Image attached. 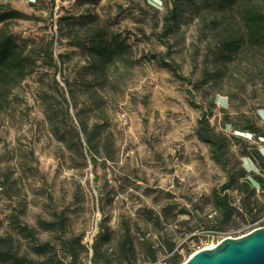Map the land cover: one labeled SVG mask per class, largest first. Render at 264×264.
Here are the masks:
<instances>
[{
  "label": "rangeland",
  "instance_id": "1",
  "mask_svg": "<svg viewBox=\"0 0 264 264\" xmlns=\"http://www.w3.org/2000/svg\"><path fill=\"white\" fill-rule=\"evenodd\" d=\"M171 2L15 0L3 8L24 17L8 20L0 29L38 52L33 73L0 108V238L10 237L20 253L32 246L19 234L25 225L59 249L61 235L42 232L41 220L62 219V238L86 257L85 264H91V246L101 227L109 235L101 250L112 259L130 231L134 264H153L144 241L156 251L157 264H169L175 255L182 264L222 239L264 227V173L241 156L243 146L264 149L258 140L264 136V51L256 61L237 55L221 81L203 83L202 72L214 67L219 28L210 23L211 13L203 23L192 10L167 26ZM96 28L122 49L106 72L87 76L97 86L98 104L89 123L101 118L107 135L94 165L84 137L80 135V148L72 129L86 118L77 116L85 94L72 80L82 74L81 67L91 66L81 46ZM52 40L57 73L43 53ZM161 59L176 64L183 79L163 67ZM65 78L71 80L73 98ZM60 88L72 119L57 120L65 145L52 135L45 116L44 98L55 114L61 116L65 109ZM205 119L227 139V170L197 136L199 121ZM233 125L249 127L252 134L233 139ZM244 170L263 179L254 194L240 179ZM227 172L239 180L224 189ZM215 194L226 198L230 216L216 208ZM246 204L250 213L242 208ZM147 210L160 218L161 227L146 219ZM167 240L174 243L170 253Z\"/></svg>",
  "mask_w": 264,
  "mask_h": 264
},
{
  "label": "trees",
  "instance_id": "2",
  "mask_svg": "<svg viewBox=\"0 0 264 264\" xmlns=\"http://www.w3.org/2000/svg\"><path fill=\"white\" fill-rule=\"evenodd\" d=\"M152 5V4H151ZM172 8L166 19L167 26L170 21L176 20L180 13L192 10L202 18V22L206 23V15L212 14L214 17L211 24L215 29L219 28L217 40V52L215 53L213 62V70H204L202 72L203 83L210 81H221L222 72L233 64L237 55H248L250 59L256 61V55L260 51H264V0H172ZM203 13V15H202ZM24 14L17 10H2L0 12V25L5 24L11 19H22ZM53 40L48 48L44 50L49 64L57 73L58 66L53 56ZM83 50L91 57L92 63L90 67L83 66L80 69L81 75L73 78L72 81H77L78 87L85 94V103L83 108L77 110V116L80 113L86 115L85 119L79 118V130L73 127L74 135L77 142L82 147L80 135L84 137L86 149L90 155L91 162L96 165V158L100 156V142L106 141L105 132L101 122V118L96 117V120L89 123L90 115L98 110V104L94 97H97L94 80H88L89 73L92 75L103 74L109 67L113 66L120 56L121 44L113 39H109L102 29L96 28L92 30L90 39L86 44L81 46ZM38 52L34 49H29L25 43L19 44L11 35L6 33L4 29H0V108L7 102L12 89L23 81L28 75L33 73L37 63ZM160 63L163 67L168 68L177 78L183 79L179 74V68L174 63L166 62L161 59ZM79 77V78H78ZM55 83L59 84L54 80ZM71 80L64 79L65 86L70 89L71 98L74 93L71 90ZM80 81V82H78ZM62 91V89L60 88ZM63 101L66 105L61 116L55 114L52 105L44 98L45 116L52 135L62 144H66L65 134L58 125L59 118L65 119L72 123L69 114V105L62 91ZM59 117V118H58ZM95 117V116H92ZM207 120L199 121V130L197 136L199 140L207 143L217 161L223 169L227 170L228 164L226 152L228 148L227 139L222 134L214 133L208 126ZM235 136L248 137L252 134L250 128H240L239 125L234 126ZM244 129H247L244 132ZM260 142L264 141V136L258 138ZM246 145V144H245ZM241 156L250 161L255 167L264 173V149L257 148L256 145L243 146ZM83 157V154H82ZM228 174V182L224 189H228L231 185L238 183L239 178ZM243 178L246 189L254 194L256 187L263 182L261 176L246 174V170L242 171L240 179ZM216 208L221 212L223 217H228L233 210L225 197L214 195ZM249 205H243L245 212L250 213ZM147 220L155 227H161L162 221L152 211L147 210ZM38 226L42 232L59 233L61 237L59 249L55 250L51 247L50 241H44L39 238L38 230L29 228L28 226H19V234L29 238L32 241V246L28 253H20L13 245L10 237L0 238V264H85L86 257L80 256L81 253L74 249L73 244L62 238L65 232V223L62 219L58 221L38 222ZM101 227L98 234L94 238L91 246L92 256L91 264H134V244L133 237L129 230L124 233L120 248L115 259L107 254V251H102L103 244L109 241V235L102 230ZM80 243V238L77 239ZM147 253L151 263L157 264L156 251L147 242L144 241ZM167 251L170 253L174 249V243L167 240L165 242ZM81 248H84L80 245ZM179 257L172 256L169 264H178Z\"/></svg>",
  "mask_w": 264,
  "mask_h": 264
},
{
  "label": "water",
  "instance_id": "3",
  "mask_svg": "<svg viewBox=\"0 0 264 264\" xmlns=\"http://www.w3.org/2000/svg\"><path fill=\"white\" fill-rule=\"evenodd\" d=\"M182 264H264V227L222 239L213 249H201Z\"/></svg>",
  "mask_w": 264,
  "mask_h": 264
},
{
  "label": "crops",
  "instance_id": "4",
  "mask_svg": "<svg viewBox=\"0 0 264 264\" xmlns=\"http://www.w3.org/2000/svg\"><path fill=\"white\" fill-rule=\"evenodd\" d=\"M13 1H15V0H0V9L3 10V8L5 7L6 4H11V3H13ZM28 1H30V0H28Z\"/></svg>",
  "mask_w": 264,
  "mask_h": 264
},
{
  "label": "bare ground",
  "instance_id": "5",
  "mask_svg": "<svg viewBox=\"0 0 264 264\" xmlns=\"http://www.w3.org/2000/svg\"><path fill=\"white\" fill-rule=\"evenodd\" d=\"M215 246H216V244L215 245L208 246L205 249H213Z\"/></svg>",
  "mask_w": 264,
  "mask_h": 264
},
{
  "label": "built area",
  "instance_id": "6",
  "mask_svg": "<svg viewBox=\"0 0 264 264\" xmlns=\"http://www.w3.org/2000/svg\"><path fill=\"white\" fill-rule=\"evenodd\" d=\"M250 232H251V231H250ZM248 233H249V232H248ZM248 233H247V234H248ZM219 242H220V241H219ZM219 242H217L216 245H217Z\"/></svg>",
  "mask_w": 264,
  "mask_h": 264
}]
</instances>
